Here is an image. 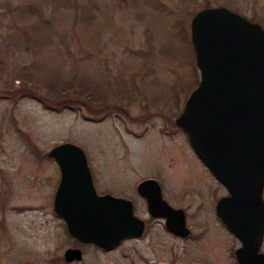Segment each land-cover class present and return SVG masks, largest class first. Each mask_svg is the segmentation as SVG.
Returning <instances> with one entry per match:
<instances>
[{"label":"rangeland","instance_id":"1","mask_svg":"<svg viewBox=\"0 0 264 264\" xmlns=\"http://www.w3.org/2000/svg\"><path fill=\"white\" fill-rule=\"evenodd\" d=\"M252 2L0 0V95L31 92L54 107L72 101L51 111L38 99L0 98V264H236L234 239L211 207L219 186L180 134L160 131L175 129L199 81L194 15L224 7L251 16ZM107 110L100 123L86 118ZM64 143L85 152L98 193L120 192L130 177L162 178L167 199L187 214L191 240L156 229L110 252L75 243L52 211L59 172L47 154ZM73 248L81 260L65 263Z\"/></svg>","mask_w":264,"mask_h":264},{"label":"water","instance_id":"2","mask_svg":"<svg viewBox=\"0 0 264 264\" xmlns=\"http://www.w3.org/2000/svg\"><path fill=\"white\" fill-rule=\"evenodd\" d=\"M191 43L200 81L175 124L229 193L217 203L216 213L232 234L243 237L242 255L236 252L238 264H264L254 245V241L260 243L257 229L263 218L264 32L224 8L205 9L191 20ZM48 157L60 171L53 210L69 236L103 251L139 236L140 229L135 227L141 224L128 202L96 194L79 147L60 144ZM156 203L160 204L158 197L149 200L154 215L151 206ZM162 208L158 216L167 220V228L186 236L184 213ZM81 258L77 249L63 254L67 263Z\"/></svg>","mask_w":264,"mask_h":264},{"label":"flooded vegetation","instance_id":"3","mask_svg":"<svg viewBox=\"0 0 264 264\" xmlns=\"http://www.w3.org/2000/svg\"><path fill=\"white\" fill-rule=\"evenodd\" d=\"M259 1L260 0H253L252 10L250 12L251 16L243 14V12L241 13V11L237 10V9L231 10V11L238 14L241 17L248 19L252 23L258 24L262 28V30L264 31V21L260 17V13H259V10H260V7H259L260 2ZM173 124H174V122H173ZM174 128L175 129H171V130L163 129L162 131H160V133L165 137L180 134L183 137L185 144L189 148L188 150L192 154V157L202 167V169L205 170V172L207 173L209 178L212 180V182L216 183L220 188L219 197L217 196V191H216L215 185L212 186L211 192H210L212 198H214V197L217 198V200L211 204V207H212L213 212L215 214L214 209H215L216 203L219 200H223V199H226L228 197L227 189L225 186L220 185L218 182L215 181V179L210 175V173L207 171V169L204 167V165L197 159V157L195 156V154L191 150L190 146L188 145V142L186 140L185 135L176 126ZM89 168H90V166H89ZM90 172H91V176H92V180H93V184H94L95 178L93 179V173L91 171V168H90ZM129 175H131V174H129ZM132 179L133 178H131V177L129 178V183H128L127 188L125 187L120 192H114V193H110V192L101 193L100 192V193H98L96 190L98 195L110 194L113 197L122 198L125 201H127L131 205L133 215L136 218H138L139 222L142 223L140 227L139 226L135 227L136 229H140V236L138 238L126 240V241L122 242L121 244H123L125 242L143 240L151 232L153 234V231L155 232L156 229H160V231L164 232L166 235L170 236L171 238H173L175 240H182V241L191 240L193 234L191 233L190 227L187 224V214H186L184 209H182L180 206H177V205L171 203L167 199V197L164 193L165 189H164V186H163L162 181H161L163 179L160 177L159 178L155 177V176H146V177H142L140 179L134 180V181H132ZM94 187H95V185H94ZM117 193L120 195H118ZM157 197L159 198L160 204L156 203L158 206L156 204L154 206H151V208L153 209V213H155V215H154L150 211L149 200H155ZM260 204H261V206H260L261 211L263 212V218H262L260 226H259L260 229H257V233L261 232L260 243L258 245V243L255 244V241H254V245L258 246L257 253L264 258V184H263L262 189H261ZM164 206L169 207L172 210H182L184 212L185 228L187 229V231L189 233V236L187 238L182 239V238L174 235L173 233L169 232L165 228L166 227L165 224H166L167 220L163 216H158V214H160L162 212V209H163L162 207H164ZM217 219H218L219 227H221V229L224 230L226 233H229L227 231V229L225 228V226L222 224V222L219 220V218H217ZM229 234L233 237L234 242H235L234 252L235 253L241 252V255H242V249L244 247L243 237H240L237 235L233 236L231 233H229ZM254 239H256V238H254ZM244 256H246V255H244ZM235 263L238 264L237 256L235 257Z\"/></svg>","mask_w":264,"mask_h":264},{"label":"trees","instance_id":"4","mask_svg":"<svg viewBox=\"0 0 264 264\" xmlns=\"http://www.w3.org/2000/svg\"><path fill=\"white\" fill-rule=\"evenodd\" d=\"M21 82H22L23 85H25V84H26V85H27V84L33 85L35 89H38V88H39V85H38V84L31 83V82H26L25 79L21 80ZM46 89L49 91V93H50L51 95H55V96H58V95H59V96H62V95H63V96H66L67 94L73 92L72 89L64 88V89H62V91L59 90V91H57V92H54V94H53V93L50 92V91H51L50 88H46ZM63 91H64V92H63ZM14 92H16V91H14ZM62 92H63V93H62ZM3 95L7 96L10 100H13V101H15L19 96H27V95H29L28 97H30V98L38 99L39 101H42V103H44V106H47V109H50V110L53 109V108H54V109L70 108L71 106H69V105H70V103L72 102L71 100L66 99L65 101H61V102L59 103V106L54 107V106L48 104L44 99H42V98H40L39 96H37L35 93H31V92H24V93L16 94V95H15L13 92H11V93H8V94H3ZM57 99H59V98H57ZM50 107H51V108H50ZM105 112H112V111L107 110V111H105Z\"/></svg>","mask_w":264,"mask_h":264}]
</instances>
